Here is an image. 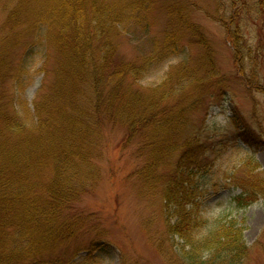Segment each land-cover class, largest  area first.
<instances>
[{
  "label": "trees",
  "instance_id": "obj_1",
  "mask_svg": "<svg viewBox=\"0 0 264 264\" xmlns=\"http://www.w3.org/2000/svg\"><path fill=\"white\" fill-rule=\"evenodd\" d=\"M158 1L8 0L1 26L0 80L14 73L10 59L18 47L32 49L42 40L57 60L41 67L44 77L50 73L55 80L44 78L47 91L33 103L31 126L22 122L12 101H0V264H97L107 244L112 245L108 229L74 206L86 191L84 183L95 175L87 171L85 145L97 142L90 140L91 134L102 139L104 124L124 127L127 136L152 129L146 138L151 152L144 180H155L157 165L178 151L163 176V202L166 234L182 244L181 263L244 264L249 251L240 221L230 219L200 232L206 224L204 190L197 179L203 142L185 131L188 114L202 104L191 102L185 81L197 85L199 97L207 84L218 87L213 99L229 92L219 79L204 30L189 19L182 2L163 0L172 21L152 58L125 61L118 51L119 39L131 25L143 26ZM245 2L237 0L234 7ZM183 40L188 47L199 44L205 53L173 65L156 86L140 85L156 58L175 53ZM250 70L255 73V64ZM245 77L260 85V80ZM241 127L237 125L238 136L258 146L261 133ZM230 178L240 189L232 198L236 208L264 199V174L251 169Z\"/></svg>",
  "mask_w": 264,
  "mask_h": 264
},
{
  "label": "rangeland",
  "instance_id": "obj_2",
  "mask_svg": "<svg viewBox=\"0 0 264 264\" xmlns=\"http://www.w3.org/2000/svg\"><path fill=\"white\" fill-rule=\"evenodd\" d=\"M178 1L184 5L189 19L204 30L203 37L210 43L211 59L219 79L226 89L229 87L228 93L219 92L218 98L213 99L216 97L211 94L218 87L207 84L202 88L201 100L197 85L185 81L191 102L197 100L196 104H202L188 114L185 131L203 142L197 179L204 190L202 211L206 224L200 232L213 230L235 218L245 230L243 241L249 252L244 264H264V199L244 209L236 208L232 198L240 189L230 178L251 169L264 174V0H246L238 7H234L237 0ZM163 2L158 1L150 9L143 26L131 25L128 34L125 32L119 39L118 51L125 61L152 58L153 51L164 42L163 30L172 18ZM8 7V0H0V43ZM182 47L173 54L157 57L139 84L156 86L173 65L184 64L205 53L199 44L188 47L184 40ZM10 60L15 66L11 69L14 73L0 80V101H12L22 122L31 126L33 103L37 95L47 91L44 78L54 79L50 73L44 77L45 70L41 67L46 62L45 66L54 65L57 57L53 51L47 53L41 40L32 49L16 48ZM253 64L255 73L250 70ZM245 76L260 80V85ZM87 119L88 116L85 117L88 122ZM238 124L261 133L260 144L251 146L240 138ZM101 129L102 139L91 134L90 140L96 138L97 142L85 145L89 148L87 171L94 172V178L84 183L86 191L74 204L76 212L89 215L90 220L108 229L112 245L107 244L106 253L97 264H119L122 260L128 264H183L181 242L166 234L163 202V176L171 171V162L178 159V151H171L157 165L155 180L152 176L144 180L151 152L146 138L152 135V129L134 136H127V129L118 125L104 124Z\"/></svg>",
  "mask_w": 264,
  "mask_h": 264
}]
</instances>
